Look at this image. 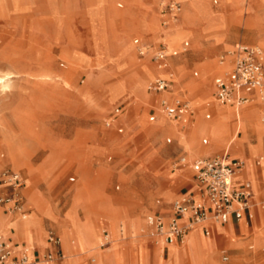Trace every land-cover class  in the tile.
Returning a JSON list of instances; mask_svg holds the SVG:
<instances>
[{"label": "rangeland", "instance_id": "374dc122", "mask_svg": "<svg viewBox=\"0 0 264 264\" xmlns=\"http://www.w3.org/2000/svg\"><path fill=\"white\" fill-rule=\"evenodd\" d=\"M176 1L182 4L181 18L205 14L208 21L202 33L206 41L224 40L218 45L222 49L208 56L200 68L193 65L191 40L178 25L163 30V42L179 51L167 62L183 65L182 71L176 68L179 74H170L177 83L173 94L186 100L192 111L178 124L165 118L154 94L146 91L154 78L168 74H159L151 60L160 44H148L134 31L127 37L121 22L129 15L125 3L130 0H0V156L22 177L23 207L30 209V219L18 231L2 224L5 218L0 216V235L12 243L45 246V233L51 230L60 239L61 264H117L118 246L130 252L136 264H152L145 255L154 247L153 264H183L184 259L186 264H207L210 239L192 231L182 245L164 244L150 236L144 219L155 213L158 202L171 203L179 189L190 185L196 160L226 153L246 162L242 176L253 182L246 173L253 171L252 162L264 158V142L259 152L262 140L248 128L264 126L257 114L253 118L251 105H219L213 96V80L227 72L226 63L219 61L235 44L259 47L264 60V42L255 35L264 33V0ZM145 9L158 18L156 12ZM216 11L231 17L211 21L220 16ZM133 39L138 46L132 44ZM183 42L188 45L180 54ZM212 53L208 44L202 47L203 55ZM8 60L14 65H8ZM115 108L118 121L113 123ZM149 116H154L153 121H148ZM196 118L205 122L207 132L217 134L225 125L234 136L226 134L213 141L209 133L199 134L188 147L185 132ZM106 122L109 127H104ZM241 127H245V139ZM87 131L108 136L116 141L115 147L100 154L89 151ZM14 140L18 152L5 149L3 144L10 146ZM179 157L185 162L182 178L160 179L164 169L178 174ZM252 185L257 191L255 182ZM261 195L264 201V188ZM260 213L264 215L263 210ZM6 216L25 222L16 214ZM4 227L12 229L10 236L2 231ZM253 234L264 237V229H255ZM193 238L199 241L196 248ZM220 238H214L218 264ZM108 239L107 246L101 245ZM45 254L39 252L35 261Z\"/></svg>", "mask_w": 264, "mask_h": 264}, {"label": "built area", "instance_id": "2783aa9c", "mask_svg": "<svg viewBox=\"0 0 264 264\" xmlns=\"http://www.w3.org/2000/svg\"><path fill=\"white\" fill-rule=\"evenodd\" d=\"M180 6L177 2L170 1L160 6V26L167 28L176 24ZM183 51L187 43L183 42ZM165 48L160 45L151 56L157 70L167 68V58L176 54L166 55ZM144 52L138 51L139 56ZM227 72L213 80V96L221 105L233 104L235 106L248 105L253 100L257 101L260 123L264 125V60L263 52L257 46L235 45L231 51L225 52ZM195 75V74H193ZM171 86L170 74L167 78L157 77L149 82L146 91L153 94L168 93ZM160 112L165 118L175 124L183 122L184 118L192 113L188 102L179 96L161 97L157 100ZM118 109L113 110L114 116ZM154 117L149 116L148 121ZM114 120V119H113ZM110 123H104L109 127ZM120 133L121 128L117 127ZM260 160L258 159L257 162ZM184 158L177 160L175 167L184 165ZM193 179L199 188V199L191 196H178L170 203L171 216L165 222L160 214L148 215L145 218L146 228L150 236L155 240H162L164 244L172 242L180 244L184 236L200 223V229L204 235L208 234L209 225H221L229 217L240 220L243 213L248 212L252 204L249 202L250 187L248 183L234 185L232 180L242 169V163L238 159L229 158L226 153L205 157L196 160L192 164ZM22 180L18 173L6 166L0 169V207L10 214H16L23 219L27 214L23 207V198L20 190ZM185 221L180 223L179 219ZM106 239V236L103 237ZM47 242L52 248L46 252L40 261L28 257L25 252L15 250L8 241L0 238V264H49L60 259L57 251L59 239L52 232H47ZM106 244V242L104 243ZM225 261L226 258L222 257ZM93 263V259L90 260Z\"/></svg>", "mask_w": 264, "mask_h": 264}, {"label": "crops", "instance_id": "0c3cea01", "mask_svg": "<svg viewBox=\"0 0 264 264\" xmlns=\"http://www.w3.org/2000/svg\"><path fill=\"white\" fill-rule=\"evenodd\" d=\"M131 2L125 3L126 5V10L128 11L129 15H127L124 20L121 22V24L124 27V31L128 37L129 33L131 31L136 32L138 35L141 36L148 44H155L158 43L162 45L165 48V43L163 42V30L166 28H162L160 26V19L164 16L160 14V6L164 3L174 1L177 2L180 6V11L177 14V22L176 24L178 25V30L182 33H185L187 36V39L191 40L192 44V50L191 54L192 57L196 60L193 65L200 66V68L203 65V63L209 58L208 56H212L222 48L219 47L218 45L223 41L220 42H214L213 40H208L206 41L205 38H203L204 34L202 33V28L205 27L207 20V17L205 16L204 13H194L193 15L189 16L188 18H181L180 13L182 10V4L176 0H130ZM221 1V0H220ZM215 4V2H213ZM160 4V6H158ZM117 7H120V5H117ZM146 8H149L152 12H156L158 14V18L155 19V17L147 11ZM222 7H220L221 9ZM210 9V8H209ZM213 11V9H210ZM215 11V10H214ZM217 13H220L219 11H216ZM220 18L221 21H224L225 19L231 17L230 14H224L220 13V16L217 15V17H213L211 21H218V18ZM158 21L159 25L158 28L156 27V22ZM175 25V24H174ZM173 26V25H172ZM170 27V26H169ZM187 43V42H186ZM132 44L135 46H138V40L133 39ZM194 44H197L198 48L194 47ZM207 44L212 47L213 53L210 55H203L202 54V47L207 46ZM188 45V44H187ZM238 45V44H235ZM234 45V46H235ZM185 53V52H180V54ZM130 54V53H129ZM168 63V62H167ZM171 64V65H170ZM202 65V66H201ZM179 67L181 71L183 70V65L176 63V61H171L169 60V63L167 64V68L164 70H157L159 74H171V72H175V74H179L178 71H176V68ZM228 66L226 65V68ZM160 77V76H159ZM177 88V83L176 81L171 80V86L169 89L168 93H162V94H154V99L157 103V100L161 97H172L174 96L173 94V89ZM221 105V104H219ZM228 106H231V104H225ZM254 109H255V114L258 115V120H259V110H258V105L257 101L253 100L250 104ZM123 107V103L119 105V108ZM251 107V108H252ZM192 114V113H191ZM188 115V116H191ZM186 116V117H188ZM117 115L115 116V118ZM154 117V116H153ZM184 118V120L186 119ZM112 121L113 123L117 120V118ZM138 122V121H137ZM137 122L135 124H137ZM260 122V120H259ZM182 123V122H180ZM178 124V123H177ZM247 123H244V126H246ZM261 124V123H260ZM264 126L263 124H261ZM256 126V125H254ZM137 127V126H136ZM249 126L247 125L246 128ZM251 129V126L250 128ZM142 131V130H141ZM143 132V131H142ZM86 136H88V139H90V149L89 151L101 153L104 150H110L115 147L116 141H113L110 139L108 136H103L100 134H97L95 132H85ZM262 141H261V146L260 150L261 151L263 147V142H264V134L261 136ZM258 152V153H259ZM264 154V153H263ZM247 159L249 158L248 155V148L246 149V156ZM180 158V157H179ZM2 155L0 156V169L3 167H7L8 169L13 170L12 168L9 167L8 164H5L2 160ZM252 160V159H251ZM247 167V166H246ZM250 168H253V171L249 172L246 175H249L252 179L253 182L257 185L258 189L257 191L254 192L253 190V185H252V180L246 179L244 176H242V170L234 176L232 183L234 185H239L241 183H248L250 187V198L249 202L252 204L248 212L243 213L242 217L240 220H235L232 217H229L224 224L221 225H209L208 226V234L204 235L199 228V232L202 235V237L206 239H210L212 242V247L210 245L207 246L208 248V253H210V257L207 260V264H218L217 261L214 258V250L216 243L214 241L215 237H222V249L219 250V256H218V262L219 264H257V263H262L264 264V246L262 247V250L260 251V246L264 244V237L259 236L256 237L253 234V230L255 229H264V215L261 216L262 214L260 213V210H263L264 212V201H262V195H261V188H264V162L262 165H259L258 162H252V166H249ZM176 172L178 173L176 176H173L175 171L169 170V169H164L159 173L160 179L163 180H169L172 177L176 178H182V168L183 165L177 166L176 167ZM249 168V169H250ZM252 170V169H251ZM17 172V171H15ZM18 173V172H17ZM19 177L22 180V177L18 173ZM155 177V176H154ZM190 185L188 187H182L181 189L178 190L177 192V197L182 196V195H188L191 196L194 200L199 199V188L195 184V181L193 179V174L190 177ZM23 183V180H22ZM25 186L24 183L22 185V188L20 190L21 196L23 193ZM115 189H118L116 186ZM140 189L145 195H147L146 190ZM23 198V197H22ZM170 203H157L154 206L155 213L152 214H162V217L164 219L168 218L170 215ZM26 210V214L30 213V209L24 208ZM10 213L6 212L4 208L0 207V216H2L5 219H8V221L11 219L7 217L6 215H9ZM12 215V214H10ZM146 218V217H145ZM5 219H2L4 222ZM29 220V219H28ZM12 221V220H10ZM27 221V220H26ZM145 221V219H144ZM184 219H179V222L182 223L184 222ZM218 229V230H217ZM2 231H6L8 235L12 233V229L9 227H4ZM52 232L51 230H48ZM47 231V232H48ZM47 232L45 233L46 237L44 239V245H34V248L30 250V257H39V252H48L51 251L52 248L49 246L47 242ZM53 233V232H52ZM54 236L56 234L53 233ZM211 236V237H210ZM8 237V236H7ZM57 237V236H56ZM58 238V237H57ZM9 242H11L10 239H6ZM199 241L193 238V248L197 247V243ZM15 250H18L19 248L22 247V244L18 243H11ZM129 247V246H128ZM199 249V248H198ZM57 251L60 254V259L57 260L54 264H61L62 258H63V252L60 247V241H59V246L57 247ZM156 248L154 247V250L151 251L150 255L146 254V260L147 263L148 261H151L153 264V258L156 256ZM116 255H118V263L117 264H136L134 263L132 254L130 252H123L121 247L118 246L116 248V251L114 252ZM146 253V252H145ZM182 256L184 254H178L177 257ZM161 256L162 258H166V248L163 246L161 248ZM222 257H225L226 260L223 261ZM164 258V259H165ZM185 262L183 264H186V259H184Z\"/></svg>", "mask_w": 264, "mask_h": 264}, {"label": "bare ground", "instance_id": "6f19581e", "mask_svg": "<svg viewBox=\"0 0 264 264\" xmlns=\"http://www.w3.org/2000/svg\"><path fill=\"white\" fill-rule=\"evenodd\" d=\"M248 27V26H247ZM244 30V29H243ZM255 35H257V39H259V42L260 43H263L264 42V33L263 32H257ZM181 51H183V49L181 48ZM164 52H165V54L166 55H171V54H177V53H179V51L177 50V49H170L169 47H168V45L167 44H165V50H164ZM2 56H3V54L1 53L0 54V59L2 58ZM6 59V58H5ZM8 65L9 64H11V65H14V61H10V60H8ZM224 63H222V64H220V65H223ZM8 72V71H7ZM6 72V73H7ZM10 72V71H9ZM11 75V74H10ZM14 76V75H13ZM1 77V76H0ZM3 78V77H2ZM12 78V77H11ZM162 78H167V77H162ZM172 79V77L170 76V80ZM0 81H1V78H0ZM5 83V82H4ZM3 85V84H2ZM4 87H6V86H3V88ZM210 96V95H209ZM221 106H227V105H221ZM115 121H118V120H115ZM221 128H219V129H217L218 130V133L217 134H215L214 132H211V131H209V132H207V130H206V128H205V122H203V121H201L199 118H196L195 119V122H193L192 123V126L191 127H189V129H188V131L187 132H185V134H186V140H185V142H184V145H186V146H190V143L191 142H193V139L197 136V135H203V136H206L207 135V133H209V135H210V138L214 141L215 139L217 140V141H219L220 139L222 140L223 139V137L226 135V134H228V137H231V135H233V130H231V129H225L224 127H226L225 125H222V126H220ZM250 128V127H249ZM239 130H240V132L242 131V135L244 136L243 137V139H245V127H241V128H239ZM238 130V131H239ZM251 130L254 132V133H256V135L258 136V140H262V138H261V136L264 134V129H263V127H260V126H251ZM236 133V132H235ZM234 136V135H233ZM17 142H16V140H14L13 142H12V144L10 145V146H7V145H5V144H3V146L5 147V149H8V148H12V150L15 148V149H17V150H15V152H18V147H16L17 146ZM219 144V143H218ZM258 159L260 160L259 162H258V164L259 165H262L263 164V162H264V158L263 157H258ZM239 161H241V163H242V169L243 168H246V166H247V164H246V162L244 161V160H240V159H238ZM241 169V170H242ZM30 219V215H29V213L23 218V219H20L21 221H25V222H19V221H1L2 222V224H5V225H9V226H11L12 227V229L15 231H18L19 229H21V227H22V225H24V224H27V222H26V220H28V219ZM145 225V224H144ZM202 225V223H200V224H198V225H196V226H193L192 227V229L184 236V238H183V240H182V242L180 243L181 245L182 244H184V241L186 242V240L188 239V236H189V234H190V232H192V231H198L199 232V228H200V226ZM145 227V226H144ZM106 237H108V235L106 236ZM0 238L1 239H3V240H6V239H9L8 237H6L5 235H0ZM59 241H60V239H59ZM160 241H162V240H160ZM10 243H12V242H10ZM109 244V239H108V243H106V244H101V245H103V246H107ZM34 248V245L32 244L31 246H27L26 244H24V245H22V247L21 248H19L18 250H21L22 252H25L26 253V255L28 256V257H30V250L31 249H33ZM38 264H42L41 262L40 263H38ZM49 264H53V262H51V263H49Z\"/></svg>", "mask_w": 264, "mask_h": 264}]
</instances>
